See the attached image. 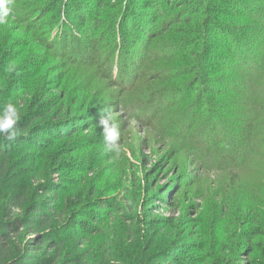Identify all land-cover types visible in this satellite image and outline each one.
<instances>
[{
  "label": "rangeland",
  "instance_id": "obj_1",
  "mask_svg": "<svg viewBox=\"0 0 264 264\" xmlns=\"http://www.w3.org/2000/svg\"><path fill=\"white\" fill-rule=\"evenodd\" d=\"M199 1L5 0L0 111L15 104L21 119L39 100L49 102L45 121L53 125L38 136L41 147L7 139L12 173L0 188V221L25 218L38 202L57 207L42 228L15 232L20 251L54 229L60 233L55 246H36L51 264L80 258L79 264H264V142H255L260 156L240 169H224L228 164L213 150L221 139L246 150L233 138L248 124L264 139V113L255 108H264V73L256 72L264 65V0H214L220 10L211 13L205 32L211 56L180 47L191 24L171 21L178 11L190 13L194 25L206 19L195 11ZM57 21L67 23L65 37L77 35L89 45L87 56L107 30L98 51L103 61L112 55L114 66L47 46L59 24L44 33L39 26ZM126 31L123 68L122 56L117 59ZM208 70L212 92L198 76ZM103 108L119 129L118 152L106 150L97 126ZM15 192L23 195L24 210L7 209ZM80 220L95 223L98 232L83 231Z\"/></svg>",
  "mask_w": 264,
  "mask_h": 264
},
{
  "label": "trees",
  "instance_id": "obj_2",
  "mask_svg": "<svg viewBox=\"0 0 264 264\" xmlns=\"http://www.w3.org/2000/svg\"><path fill=\"white\" fill-rule=\"evenodd\" d=\"M186 1L189 2L191 0H186ZM224 2L226 4L227 0H224ZM54 3H55V1L54 2L52 1L51 5H50V6H52L53 9L57 5V2L55 4ZM213 5H214V0H201L195 5V11L197 12V16L202 15V16H204V18L207 17L203 21H201V20L197 21L196 25L192 24L194 20H191V19L193 17L190 15V13H188L186 11H178L176 13V16L174 18H171V21L176 20V22L177 21L178 22H189V24H191L190 29L185 30L186 37L188 40L186 42H184V44L180 45V47H183V49L195 47V49L193 50V53L196 50H200V51L202 50L203 52H206L207 55L209 54L208 56H211L213 51H211V46L208 43V39H206V37H205V32H206V30H210V28H211L210 27L211 26L210 23H211V19H212L211 13H213V12L216 13L220 10L219 8H217ZM50 6H49V8H50ZM110 6L114 7L115 5L110 4L109 8H110ZM152 6H154V5H152ZM79 7L80 6H78V8ZM49 8H47L45 10V12H48V13L51 12L50 11L51 9L49 10ZM64 11L66 12V8L64 9ZM45 12H44V14H45ZM126 20L129 21L128 19H126ZM126 20H124L125 24L127 22ZM188 20H190V21H188ZM56 23L59 24V26L57 25V29H55L54 33L52 32V34L47 36L48 41H46V43H45L47 46H49L50 48L51 47L57 48V49H59V51L65 50V52H67V50L73 49L79 55L85 53L86 60L88 59L87 61H89V62L91 61L93 64L98 62V64L101 66H105V64L109 65L108 67L114 66V65H111L112 64L111 63L112 62L111 61L112 55L107 54V58L103 61V59L101 58V55H100V51H98V50H101V48H102L101 43L106 41L107 30L105 32H102L101 35H98V36H96V38H94V40H93V44L95 46L94 53H92L91 56H87L86 54L89 51L90 47H89V45L86 44V42L83 43V41L81 39H79L77 35L73 36L71 38V40L68 37H65V36H67V34L65 35V31L67 29V26H66L67 23L66 22L62 23L61 21H57L54 24L43 23L39 26L40 27V33H44L45 32L44 30L47 31V29H49L51 27L54 28ZM96 23H97L98 28L99 27H101L103 29L108 28L107 22H103V21L99 22V20H96ZM168 23L169 22H165V23L163 22L162 26L167 27ZM113 25H114V23H112V25L110 24L109 29H110V31L114 32L116 30L114 29ZM192 25H194V26H192ZM123 28H122V30H124ZM126 28H128L127 25H126ZM226 30H227V28H226ZM240 30H242V29L241 28L237 29V31H240ZM127 34H130V32H127V31L125 32V41L122 42L123 43L122 49H121V52L119 53V56L117 59V60H119V57L122 56V58L120 59V65L123 68L126 67V65L124 66L125 54H124L123 49L125 46H126V49L129 46V45H125L127 36H129ZM229 34L233 35L234 33L231 31V32H229ZM152 42L153 41L148 42L149 47L152 46V44H153ZM204 43H206V44H204ZM203 44L206 46L204 47ZM123 45H125V46H123ZM238 46L239 45H237L235 48L236 51L239 49ZM5 53L6 52H4V55H5ZM171 58H173V57H171ZM83 61H85V60H83ZM194 63H195L194 65L196 66V69H195V71H196L197 68L200 67V63L197 60L194 61ZM108 72H109V74H111V70H109ZM256 72L258 73L259 76L263 75L264 65H262L259 69H257ZM210 75H211V73L209 70L206 71V73L203 75H201V73H200V75H198L200 77L201 76L205 77L202 79L203 80V86L205 87V90H206L205 92H212V90L209 87H206L208 85ZM254 87H256V86L252 85L253 91L255 92V95L257 94L256 97L258 98V100H259V98L263 99L262 95L258 94L257 90ZM2 93L4 95L6 94L0 90V95H2ZM49 105H50L49 102H42L39 100V102H37L36 108L30 109L21 119H19L17 121V124L15 127H16V131L19 132V134L16 135L15 141H17L18 145L23 143V142L24 143L32 142L33 144H39L40 142L38 143V136L41 133L42 134L48 133L49 131H47V130H51V128H52L51 126H53V125H50L51 124L50 121H48V120L45 121L46 116L51 111V107ZM0 107H1V104H0ZM255 108H257L258 111L264 113V108H262V106H259L257 104V106H255ZM40 119H42L41 122L40 121L36 122L32 126L34 121H37ZM66 127H67V129H70V127L68 125H66ZM4 136L5 135H0V156L2 157V158L0 157L1 158L0 159V188L6 187L8 185L10 175L12 173L10 166L7 163L8 155L10 154L12 148L8 144L9 140H7V138ZM233 139L238 140V144L244 145L246 150L241 149V151H240V149H239V148H241L240 145L238 147L237 145H234L232 141H230V143L232 142V145H231L233 148L232 149L229 146L228 141H227L228 144L226 145L224 143L223 139L219 140L213 146V150H214V148H216L218 150V151L217 150L215 151L216 157L219 159H222L225 164H228V166L224 167V169L225 168L240 169L243 167H247V165L250 163V161L253 160L254 157L260 156L259 153L254 148L255 142L256 141H263L264 142V139L259 135L256 126L251 125V124H248L247 127H240L239 126L237 136L234 137ZM47 141L50 142V140H47ZM39 145L41 147V144H39ZM219 151H221V153ZM240 154H241V157H239ZM262 156L264 158V155H262ZM50 183H52V182H50ZM50 183H49V185L52 186V184H50ZM46 189H47L46 192L50 191V188L48 186ZM45 203L50 204V205L46 206V205H44V203L38 202V203H34V205L28 207L29 212H27V213H29V214H26L25 218H23L22 216L17 214V216L14 218L9 217L5 221H0V264H51L48 260H45L42 257L38 256L37 252L39 251V249H36V246H38L39 242L40 243H49L50 242L53 246H55L57 244V242L59 241V237H60V233H57L56 230H54V229L51 230V232H53V233H51L48 236H42L41 238H39L37 240H34V239L30 240L29 241L30 246H29L28 251H26V250L20 251V248L18 249V246H16L14 244V238H16V236L18 235V233H15V232L19 228H22L24 226H27V227L32 228V229L42 228L44 225H46L50 221V219H48L50 215L51 216L56 215V213H55L57 210L56 204H54V202H45ZM24 204L25 203H24L23 195L15 192L7 200V209L13 210V211L24 210L25 209ZM107 205H108V203H107ZM50 207H51L52 212L49 211ZM35 216H39L40 219H36ZM99 217H100V214L94 215L92 220L94 222H99V220H100ZM72 218H73L72 221L75 222V220H76L75 215ZM79 223H80V227L83 229V231L88 232L89 234H96L99 230L98 226H96L95 223L93 225H90L88 222H85L83 220H80ZM20 224H22V226H19ZM38 225L40 227H38ZM247 234H249V233H247ZM255 234H259L258 231ZM74 235L80 236L81 234L80 233H74ZM80 260H81V258L76 259L75 261L71 262L70 264H79L78 262ZM56 262H57V260H56Z\"/></svg>",
  "mask_w": 264,
  "mask_h": 264
},
{
  "label": "clouds",
  "instance_id": "obj_3",
  "mask_svg": "<svg viewBox=\"0 0 264 264\" xmlns=\"http://www.w3.org/2000/svg\"><path fill=\"white\" fill-rule=\"evenodd\" d=\"M10 9L6 6L5 0H0V25L7 22ZM100 119L97 126L102 131L103 141L107 151H119L118 141L120 132L113 121L112 112L108 108L100 109ZM20 119L18 108L15 104L8 103L3 106L0 111V135H6L9 140H15L17 131L16 124Z\"/></svg>",
  "mask_w": 264,
  "mask_h": 264
}]
</instances>
